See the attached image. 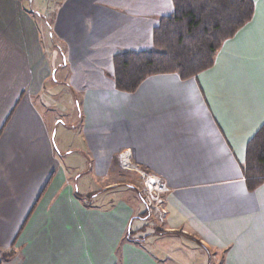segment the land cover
Instances as JSON below:
<instances>
[{
	"label": "crops",
	"instance_id": "1",
	"mask_svg": "<svg viewBox=\"0 0 264 264\" xmlns=\"http://www.w3.org/2000/svg\"><path fill=\"white\" fill-rule=\"evenodd\" d=\"M49 2L0 0V264H193L191 243L207 262L264 264V181L250 191L243 174L264 124V0L211 68L130 94L113 58L151 50L172 1ZM133 173L164 189L165 220L146 235L120 179Z\"/></svg>",
	"mask_w": 264,
	"mask_h": 264
},
{
	"label": "trees",
	"instance_id": "2",
	"mask_svg": "<svg viewBox=\"0 0 264 264\" xmlns=\"http://www.w3.org/2000/svg\"><path fill=\"white\" fill-rule=\"evenodd\" d=\"M173 12L153 31V47L123 52L113 58L116 90L133 93L152 76L196 77L214 63L221 45L249 23L253 0H171ZM243 174L250 191L264 181V124L246 149ZM165 234V233H162Z\"/></svg>",
	"mask_w": 264,
	"mask_h": 264
},
{
	"label": "rangeland",
	"instance_id": "3",
	"mask_svg": "<svg viewBox=\"0 0 264 264\" xmlns=\"http://www.w3.org/2000/svg\"><path fill=\"white\" fill-rule=\"evenodd\" d=\"M36 2H38L39 4H41L42 6H44V4L46 5V6H48L49 4H50V2L49 1H51V2H54V4H55V0H35ZM26 6H27V8L29 7V4H27V2H26ZM43 10V9H42ZM44 11V10H43ZM39 13H41V11H38ZM37 12V13H38ZM45 17V19L46 18H48V21H49V19H51V16H44ZM45 20H41V18L40 17H37V25H38V28L42 31V32H44V37H46V25H45ZM49 37H48V39H47V43L49 44V45H51V40H50V34L48 35ZM50 53V54H49ZM48 54L49 55H53V53H52V51H51V49H50V52H48ZM50 58V57H49ZM47 89L48 90H46V92L48 93V94H50V96H52L53 97V95H57V96H60V94H62V85L61 84H53V85H51V84H48L47 85ZM51 98V97H50ZM48 101H50V103H54L55 104V106L58 108L59 106L60 107H63V105H64V103H65V101H63L62 102V105L61 104H58L59 106H57V104H56V102L58 101V99L55 101V102H53V100H48ZM52 101V102H51ZM58 103H60V101H58ZM60 126V125H59ZM60 128V127H59ZM59 130V132H58V137L59 138H61V135H59V133L61 132V130H62V128H60V129H58ZM134 175H135V177H130L129 175L127 176V175H122V176H120V179L121 180H125V181H123V183H127V184H133V186L136 188V192H138V194L140 195V198H141V200H142V202H143V204H144V206L146 207V219H144V225H146V228H145V230H144V232H143V234L144 235H146V234H148V233H153V227L154 226H161V224L164 222V220H165V216H166V214H167V211H166V208H165V198L163 197V195H164V192L160 189V188H162V187H159V183L158 184H156L155 186H147L146 184H147V181H148V177H146V176H143L142 174L141 175H138L139 177H138V179L136 178V174L135 173H133ZM85 176H82V178H81V181L79 182V184H80V187H81V185H82V181H84V182H86L87 184H93V187H95V190L99 187H101L100 185H99V183L98 182H95V181H91V183L90 182H88V180L89 179H86V178H84ZM122 177H123V179H122ZM126 180H128L127 182H126ZM93 187L91 188V191H93L92 189H93ZM159 187V188H158ZM80 189V188H79ZM123 189V193H125L126 191L125 190H127L125 187H123L122 188ZM148 190L150 191V194H151V197H150V200L152 201V203L154 204V206L155 207H158L159 208V211H157V212H149V210H148V208H147V202H148V200H147V198H146V196H147V194H148ZM164 190V189H163ZM82 192V191H81ZM94 195V194H93ZM114 193L113 194H110L109 192H105V193H103V197H98L97 198V202H99V201H101V199H102V201H103V204L102 205H106V203L108 202V201H110V200H113V198H114ZM94 198L92 197V199L90 200V203L92 204L93 202H94ZM163 211H165V215H164V213H163ZM137 222V221H136ZM133 228H134V226H133ZM187 242H189V243H191L189 240L187 241ZM195 242V241H194ZM196 243V242H195ZM191 245L193 246V249H196L195 251H194V256H195V258H194V262H193V264H196V263H200L201 262V260H203V262L205 263V264H214V261H209L208 260V262L206 261V259H207V257L204 255V253L202 252V251H200L198 248H197V245L196 244H192L191 243ZM206 258V259H205Z\"/></svg>",
	"mask_w": 264,
	"mask_h": 264
},
{
	"label": "built area",
	"instance_id": "4",
	"mask_svg": "<svg viewBox=\"0 0 264 264\" xmlns=\"http://www.w3.org/2000/svg\"><path fill=\"white\" fill-rule=\"evenodd\" d=\"M156 184H158V182H156ZM155 184V185H156ZM147 185V184H146ZM155 185H153V186H155ZM159 185V184H158ZM148 186V185H147ZM159 187H161L160 185H159ZM158 187V188H159ZM162 191H164L163 190V188H160ZM150 197H151V194H150V191L148 190V194H147V196H146V198H147V200H148V202H147V208H148V210H149V212H157V211H159V208L158 207H155L154 206V204L152 203V201L150 200ZM163 213H164V215H165V211H163Z\"/></svg>",
	"mask_w": 264,
	"mask_h": 264
},
{
	"label": "bare ground",
	"instance_id": "5",
	"mask_svg": "<svg viewBox=\"0 0 264 264\" xmlns=\"http://www.w3.org/2000/svg\"><path fill=\"white\" fill-rule=\"evenodd\" d=\"M124 164H126V163H124ZM149 180L147 181V185H148V187L150 186H153V185H155L156 184V181L153 179V177L152 178H148Z\"/></svg>",
	"mask_w": 264,
	"mask_h": 264
}]
</instances>
